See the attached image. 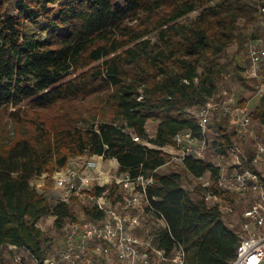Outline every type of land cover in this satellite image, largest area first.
I'll return each mask as SVG.
<instances>
[{
	"label": "trees",
	"instance_id": "1",
	"mask_svg": "<svg viewBox=\"0 0 264 264\" xmlns=\"http://www.w3.org/2000/svg\"><path fill=\"white\" fill-rule=\"evenodd\" d=\"M258 16L256 0H0V116L14 125L0 130V246H25L44 264L48 237L39 223L52 215L61 228L78 219L77 197L53 203L32 180L72 157L103 155L117 158L120 172L153 176V214L167 223L158 247L171 253L182 243L186 264H231L239 238L226 215L204 200V188L186 190L180 172L159 170L167 161L162 147L185 129L198 134L192 110L230 73L221 55L240 23L248 28ZM88 99L104 111L83 126ZM253 118L264 122V99ZM217 119L221 154L239 141L229 117ZM149 120L159 121L154 137ZM183 169L196 178L210 172L214 180L220 173L195 157ZM111 186V193L119 188ZM85 214L105 216L93 205Z\"/></svg>",
	"mask_w": 264,
	"mask_h": 264
},
{
	"label": "built area",
	"instance_id": "2",
	"mask_svg": "<svg viewBox=\"0 0 264 264\" xmlns=\"http://www.w3.org/2000/svg\"><path fill=\"white\" fill-rule=\"evenodd\" d=\"M256 2L258 14L264 15V0ZM248 56L250 62L242 72L254 81V96L264 99V45L250 43ZM230 75L226 73L225 77ZM192 113L197 117L198 134L191 128L185 129L176 135L174 144L162 147L167 157L164 166L184 164L190 157L205 159L209 152L220 160H229L228 166L214 163L220 170L216 180L208 172L209 178L200 180L198 186L188 189L185 185L183 187L189 191L199 186L204 188V200L224 215L236 211V205L230 200L231 195L254 194L252 203L245 210V220L240 223L229 222L239 238L236 256L231 264H260L264 260V177L256 166L264 164V142L260 140L253 110L248 104H242L229 88L221 87L203 105L194 108ZM221 115L229 117L230 128L237 137L256 140L252 156L240 144L232 145L225 153H217L214 144L217 132L215 120ZM133 138L153 146L135 133ZM92 157L57 170L55 186L61 201L70 202L72 197L87 198L105 216L100 220L86 217L84 220L67 221L60 228L65 233L63 248L57 255L46 258L44 264H98L102 256H113L125 264H186L187 251L182 243H177L173 252L168 253L165 248L157 246L158 235L149 234L144 237L137 234V229L146 225L142 214L158 211L152 207V199L148 195V186L153 183V176L132 177L129 172L112 173L101 166L97 159H104L103 155ZM202 178L204 175L197 177ZM112 182L119 187H127L119 201L124 209L122 212L117 206H112L109 185ZM98 187L104 190L97 193ZM154 199L157 200L156 197ZM159 218L164 220L162 215ZM7 246L10 249L8 256L16 262L21 263L26 253L38 264L37 258L27 247L14 244Z\"/></svg>",
	"mask_w": 264,
	"mask_h": 264
},
{
	"label": "rangeland",
	"instance_id": "3",
	"mask_svg": "<svg viewBox=\"0 0 264 264\" xmlns=\"http://www.w3.org/2000/svg\"><path fill=\"white\" fill-rule=\"evenodd\" d=\"M245 2H249L251 0H242ZM200 11H195L191 18H194ZM259 15V14H258ZM36 31V28L34 29ZM252 42H258L261 45H264V15L258 16V20L255 22V24L250 25L248 28H243V22L240 23L237 36L235 37L233 43L230 45V47L221 55V61L231 63L230 66V76H227L223 79L219 80V85L221 87H227L229 88L240 100V102L244 101L245 104L250 105V107L254 110L257 105L260 104L261 98H257L254 96L253 93V83L254 81L252 79L247 78L244 76V73L242 72L244 67H246L249 64V44ZM236 66V67H235ZM93 100L88 99L85 101L86 106L83 109V117H85L84 120H82L79 124L83 126H90L91 123L97 121L100 117V111H104V107H99L100 110L97 107H91ZM254 119V118H253ZM229 124L230 120L228 119ZM216 126L218 119L215 120ZM254 122L256 124V128L258 130V134L260 137V140L264 142V122L257 121L254 119ZM3 128L9 130L10 132L13 131L14 125L9 116H0V130ZM213 132V131H212ZM216 131H214L215 134ZM217 134V132H216ZM239 141V144L246 150V152L249 154L252 151L256 149V140L252 138H237ZM78 156H84L82 158ZM75 157H72L67 166H73L77 163H80L81 161L93 158V155L84 154V155H78ZM97 159L100 161V164L104 159H100L97 157ZM206 160L212 161L213 163H220L222 165L228 166L229 160L224 159L220 160L219 158L215 157L212 152H209L206 157ZM109 167V166H108ZM106 169V167L104 166ZM184 164H175V165H167L160 168V172L167 173L172 170L178 171L182 174L183 178V185H185L188 188H193L199 185L200 180L204 181L207 178H209L210 174L206 173L204 175V179H197L196 177H193L190 173H188L186 170L183 169ZM257 170L262 174L264 177V164H259L256 166ZM109 171L108 169H106ZM114 171V170H113ZM56 172V171H55ZM55 172L52 175H42L40 177L34 178L32 180V184H34L41 192H46L47 197L55 203L59 199V192L56 189V183H55ZM48 177L50 179H48ZM109 185H117L115 182H112ZM121 187V188H120ZM118 189H114L111 193V202L113 203V207H118L119 211H124L122 209L121 205L119 204V201L122 198V195L126 193L127 187L120 186ZM112 189V186H110ZM254 194L250 193L247 195H240V194H234L231 195V202L236 205V211L231 215H226V220L229 222L237 221L240 223L242 220H245V210L250 204L252 203L254 199ZM92 201H89L87 198H79L77 197V201L75 204H73V209L77 215L78 219L84 220L87 216L85 214V208L91 205ZM86 216V217H85ZM142 219L145 223H147V226L144 229H137V234L144 235L145 232L148 230L149 234H155L159 233L163 226L160 224V221L158 217L151 213H145L142 215ZM40 227L46 232L48 241H47V249L49 253V257L57 255L61 248H63L65 244V233L62 229L58 228L55 225V217L52 215L44 217L40 223ZM10 251L8 246H5L3 249H0V264H35L34 260L24 253L23 261L16 262L12 257L8 256V252ZM98 264H125L118 261L116 258H113L110 261H99Z\"/></svg>",
	"mask_w": 264,
	"mask_h": 264
},
{
	"label": "crops",
	"instance_id": "4",
	"mask_svg": "<svg viewBox=\"0 0 264 264\" xmlns=\"http://www.w3.org/2000/svg\"><path fill=\"white\" fill-rule=\"evenodd\" d=\"M242 103V102H241ZM250 106V105H249ZM258 106V105H257ZM256 106V107H257ZM256 109V108H255ZM254 109V110H255ZM253 110V109H252ZM253 110V111H254ZM158 125H159V121H156V120H149L148 121V123H147V131L149 132V134H150V136H156V134H157V132H158ZM86 155V154H85ZM78 157H80V158H82V157H84V156H78ZM101 166H105L106 167V169H108L109 171H111L112 173H119L120 171H119V166H120V163H119V161H118V159L117 158H114V157H106V158H104V160L102 161V163H101ZM109 166V167H108ZM114 170V171H113ZM112 200V199H111ZM145 213H151V214H153L152 212H150V211H147V212H145ZM144 213V214H145ZM143 215V214H142ZM155 215V214H154ZM86 217V216H85ZM158 219H159V221H160V224L163 226V228H165L166 226H167V223H166V221H164V220H162L161 218H159L158 217ZM143 220V219H142ZM147 226V223H146V225L143 227V228H141V229H144L145 227ZM139 235H141V234H139ZM147 235H149V233H148V230L145 232V234L144 235H141V236H144V237H146ZM154 235H158V233H155ZM5 246H7V245H4V246H0V249H3ZM113 258H115V257H113V256H111V257H105V256H102V257H99V261L101 260V261H110V260H112Z\"/></svg>",
	"mask_w": 264,
	"mask_h": 264
},
{
	"label": "water",
	"instance_id": "5",
	"mask_svg": "<svg viewBox=\"0 0 264 264\" xmlns=\"http://www.w3.org/2000/svg\"><path fill=\"white\" fill-rule=\"evenodd\" d=\"M260 264H264V260Z\"/></svg>",
	"mask_w": 264,
	"mask_h": 264
}]
</instances>
